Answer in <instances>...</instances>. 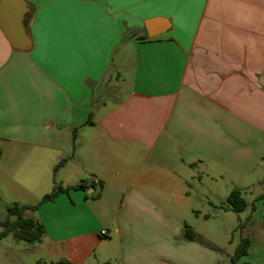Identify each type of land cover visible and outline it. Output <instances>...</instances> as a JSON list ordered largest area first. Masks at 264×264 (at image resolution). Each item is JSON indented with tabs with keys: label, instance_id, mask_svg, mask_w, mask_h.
<instances>
[{
	"label": "crops",
	"instance_id": "obj_1",
	"mask_svg": "<svg viewBox=\"0 0 264 264\" xmlns=\"http://www.w3.org/2000/svg\"><path fill=\"white\" fill-rule=\"evenodd\" d=\"M23 1L30 49L0 28V202L38 205L49 263L229 264L201 229L238 188V264H264V0Z\"/></svg>",
	"mask_w": 264,
	"mask_h": 264
},
{
	"label": "trees",
	"instance_id": "obj_2",
	"mask_svg": "<svg viewBox=\"0 0 264 264\" xmlns=\"http://www.w3.org/2000/svg\"><path fill=\"white\" fill-rule=\"evenodd\" d=\"M1 149H0V158H1ZM65 160L59 162L54 168L53 172L55 173L60 167L63 166ZM92 186V185H91ZM86 182L81 181L78 184L63 188L60 184L55 183L52 191L49 194H46L41 202L52 201L60 193H67L69 190H85ZM257 200L264 201V193L257 197ZM36 206H24L17 203L12 204L6 208V217L4 220L0 221V238L11 236L16 241H23L27 244L39 243L42 237L45 234V229L42 223L37 219L27 216L28 211H33L37 209ZM248 207V202L243 197L241 190L234 188L228 194L226 198V205L222 208L224 210H231L234 213H239L244 211ZM253 209V206H251ZM245 222L238 224V229H242ZM183 236L186 240L193 241L195 234L189 226H185ZM250 247V241L247 237H244L240 240L239 244L236 247L234 254L230 257V264H238L239 260L247 255ZM36 264H52V263H42L37 262ZM56 264H73L69 261L63 260ZM250 264V263H242Z\"/></svg>",
	"mask_w": 264,
	"mask_h": 264
},
{
	"label": "rangeland",
	"instance_id": "obj_3",
	"mask_svg": "<svg viewBox=\"0 0 264 264\" xmlns=\"http://www.w3.org/2000/svg\"><path fill=\"white\" fill-rule=\"evenodd\" d=\"M262 183L263 184L258 187L264 190V182ZM245 197L248 200L251 199L249 194ZM6 208L7 207L0 202V221L4 220L6 217ZM245 218V211L233 213V215L225 220V223L223 222L224 225L222 229L209 225V223H207L206 227L201 229V236L205 237L206 240L211 243L210 246H213L208 247V250L210 249L214 256L215 254L218 255L219 257L217 258L223 261L228 258L230 260L240 240L244 237V233L242 232L243 228L240 230L236 225L244 222ZM37 244L38 243L27 244L23 241H16L11 236L0 238V264H36L37 262H42L43 259H46L44 261L49 263L50 258H48V252L46 250L37 249ZM211 255L209 257L214 259L213 255ZM213 264H218V262L215 261Z\"/></svg>",
	"mask_w": 264,
	"mask_h": 264
},
{
	"label": "water",
	"instance_id": "obj_4",
	"mask_svg": "<svg viewBox=\"0 0 264 264\" xmlns=\"http://www.w3.org/2000/svg\"><path fill=\"white\" fill-rule=\"evenodd\" d=\"M31 9L23 0H1L0 1V28L8 38L9 43L15 50L28 51L31 46L27 34L26 22ZM153 20L145 23L147 35L150 38L166 32V29L153 31ZM99 188L96 189L98 191Z\"/></svg>",
	"mask_w": 264,
	"mask_h": 264
},
{
	"label": "snow or ice",
	"instance_id": "obj_5",
	"mask_svg": "<svg viewBox=\"0 0 264 264\" xmlns=\"http://www.w3.org/2000/svg\"><path fill=\"white\" fill-rule=\"evenodd\" d=\"M68 2H69V3H74V4H75V3H79V2H81V0H68Z\"/></svg>",
	"mask_w": 264,
	"mask_h": 264
}]
</instances>
